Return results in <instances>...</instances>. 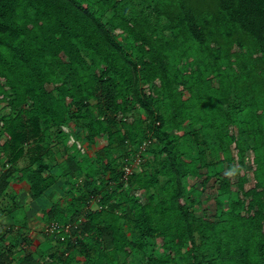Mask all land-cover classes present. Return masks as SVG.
Here are the masks:
<instances>
[{
	"label": "trees",
	"instance_id": "obj_1",
	"mask_svg": "<svg viewBox=\"0 0 264 264\" xmlns=\"http://www.w3.org/2000/svg\"><path fill=\"white\" fill-rule=\"evenodd\" d=\"M1 136L0 197L30 148L33 199L83 174L109 209L23 254L7 204L0 264H264V0H0Z\"/></svg>",
	"mask_w": 264,
	"mask_h": 264
},
{
	"label": "rangeland",
	"instance_id": "obj_2",
	"mask_svg": "<svg viewBox=\"0 0 264 264\" xmlns=\"http://www.w3.org/2000/svg\"><path fill=\"white\" fill-rule=\"evenodd\" d=\"M69 131V130H68ZM72 130H70L71 132ZM76 138V135L74 134V131L72 135H70L69 138V143L73 142V139ZM6 140L4 136L0 137V145ZM46 143H43V146H45ZM104 144L103 141L100 142L99 147H101ZM28 146V145H27ZM57 148L60 149V153L63 152L62 145L56 144ZM81 146L83 147L84 153H86L88 156L92 158L94 155V152H96V149L98 146L92 145L90 147L86 146L85 142H81ZM155 146V141L153 144L148 145L146 143L145 147H154ZM1 148V147H0ZM143 149V148H142ZM1 150V149H0ZM26 154L24 157H22L18 162V166L20 168V172L18 174H25L24 179L21 181H14L16 179V176L13 177L10 181V188L8 190V197H5V195H1L0 197V217L2 215H5L4 212L2 211V207L7 206H17L16 209L12 211L13 217H15L17 220V224L15 225V230L14 233H16L18 243H20L21 239L23 237L29 238L32 243L30 246L24 251L18 250L16 251V254L18 256L23 254H27L29 252L35 253L38 249L42 251H48L52 249L51 247H56L57 242L55 239V236L57 234H61V232H65V227L69 224H72V215L73 211L77 210L82 213V215L78 218V220H81L84 218V214H88L90 211H100V210H107L109 209L107 204L103 205L100 202V196H94L92 198H89L85 193H83V189L80 187V183L82 178H85L84 175L82 174H69L67 179L72 181L74 188L68 193L65 192V183L63 182L62 179H59L57 184H55L53 187H51L49 190L46 191L45 194H43L40 198L37 200L33 199L31 197V194L29 193V185H28V178H27V162L30 161V156L32 155V151L30 148H25ZM147 159H150L149 154H147ZM63 158V153L58 155L54 154V162L55 159L56 161L60 160L59 164L56 165L57 170H61L62 168L60 167L61 164V159ZM65 158V157H64ZM3 158H1L2 160ZM246 165L250 168L251 161L250 157H246L245 159ZM53 162V161H52ZM141 163L140 167L138 168V165ZM153 163V164H152ZM154 167V161L151 162V164H145V161L142 159L140 161H136L135 164L132 165L131 168H135L136 171H141L142 169H152ZM2 167L0 166V169ZM248 168V169H249ZM61 173V172H60ZM66 179V178H65ZM187 185L191 186V183L194 180L190 179L188 180L187 178ZM165 182L164 178H160V183L158 186L163 185ZM195 185L199 186V181H196ZM12 183V184H11ZM113 184H109L104 188L105 192H107L110 187H112ZM8 189V188H7ZM75 189V190H74ZM188 190H190L189 187H187ZM82 192H81V191ZM66 191H69L67 188ZM152 193L154 192V189L151 191ZM80 195V196H79ZM82 195V196H81ZM121 195V194H120ZM118 196V201H124V198L121 196ZM194 197H197V193L193 192L192 194ZM13 196V199H12ZM236 194L232 193L231 195H227L222 197V200L224 202V207L228 208L229 206V200L230 199H235ZM73 201V204H76L75 207L72 204L73 208H78V209H73L70 207L71 203ZM207 204L213 203V201L206 202ZM47 207V209H46ZM70 207V208H69ZM41 210H44L43 213H41ZM52 210V218L49 216V212ZM104 216V215H103ZM11 218V215H10ZM88 219V218H87ZM86 219V220H87ZM27 222V225L25 226V222ZM56 221L58 225V230L57 233H54L53 231V222ZM8 223L11 222V220L7 221ZM7 222L5 224H7ZM121 224H124L121 222ZM126 225V224H125ZM73 227H75V224H73ZM75 229V228H74ZM82 229V228H81ZM69 231H67L68 233ZM14 233H12L14 235ZM92 241V240H90ZM59 244V243H58ZM155 245V248H159V244L157 242L153 243V247ZM14 248L12 246H8L6 249V254L11 258L14 259L17 255H15ZM107 256H111V251L108 252V250L105 251ZM18 257L16 258V260ZM15 260V259H14ZM176 264H184L183 259L177 260Z\"/></svg>",
	"mask_w": 264,
	"mask_h": 264
},
{
	"label": "crops",
	"instance_id": "obj_3",
	"mask_svg": "<svg viewBox=\"0 0 264 264\" xmlns=\"http://www.w3.org/2000/svg\"><path fill=\"white\" fill-rule=\"evenodd\" d=\"M15 181H12V183H14ZM11 183V184H12ZM9 188H10V183H9V186H8V189L6 190L7 192H8V190H9ZM38 199V198H37ZM37 199H35V200H37ZM46 209H47V207H46ZM44 212V210H41V213H43ZM4 214H6V216L5 215H2L1 217H0V224L1 225H3V226H6V225H11L12 224V222L10 223H8L7 221L8 220H11L10 219V215L9 214H7L6 212H4ZM52 220H53V218H52ZM7 222V224H5ZM26 224H27V222H26Z\"/></svg>",
	"mask_w": 264,
	"mask_h": 264
},
{
	"label": "built area",
	"instance_id": "obj_4",
	"mask_svg": "<svg viewBox=\"0 0 264 264\" xmlns=\"http://www.w3.org/2000/svg\"><path fill=\"white\" fill-rule=\"evenodd\" d=\"M132 173V168H131V166H127L126 168H125V173H124V176L126 177L127 175H130ZM54 226H53V231L54 230H57V228H58V225H57V223L56 222H53L52 223Z\"/></svg>",
	"mask_w": 264,
	"mask_h": 264
},
{
	"label": "clouds",
	"instance_id": "obj_5",
	"mask_svg": "<svg viewBox=\"0 0 264 264\" xmlns=\"http://www.w3.org/2000/svg\"><path fill=\"white\" fill-rule=\"evenodd\" d=\"M128 176L129 175H127L126 177L124 176V180L126 181L127 180V178H128ZM25 222V221H24ZM54 222H56V221H54ZM80 222H82V219L81 220H78L77 219V221H75V224H79ZM57 223V222H56ZM71 224H69V225H67L66 227H65V232L67 233V231L69 230V228L71 227L70 226ZM57 231H59L58 229L57 230H54V233H57ZM58 235V234H57Z\"/></svg>",
	"mask_w": 264,
	"mask_h": 264
}]
</instances>
